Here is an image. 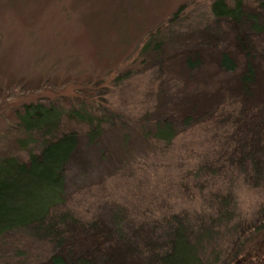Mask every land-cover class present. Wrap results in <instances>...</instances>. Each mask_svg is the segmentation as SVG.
<instances>
[{"label":"rangeland","instance_id":"rangeland-1","mask_svg":"<svg viewBox=\"0 0 264 264\" xmlns=\"http://www.w3.org/2000/svg\"><path fill=\"white\" fill-rule=\"evenodd\" d=\"M210 3L0 0V151L26 154L13 143L22 134L14 125V101H52L66 108L84 96L108 126L154 108L160 93L177 91L186 80L202 102L210 100L203 94L235 80L214 67L208 51L190 80L174 63L171 69L157 56L137 55L148 31L158 26L167 57L199 42L191 34L210 22ZM246 34L253 60L264 66V34ZM221 43L216 40L215 46ZM113 70L121 79H113ZM232 95L219 96L215 110L166 144L136 149L112 136V146H80L68 165L66 199L55 207L78 219L64 224L65 241L94 237L85 244L88 252L98 264H112L119 237L130 242L151 232L160 236L147 244L161 245L166 229L179 221L192 237L203 232L196 251L205 264H229L244 254L251 244L249 223L264 221V102ZM63 116L60 130L88 127ZM54 245L33 230H9L0 236V264H38Z\"/></svg>","mask_w":264,"mask_h":264},{"label":"trees","instance_id":"trees-1","mask_svg":"<svg viewBox=\"0 0 264 264\" xmlns=\"http://www.w3.org/2000/svg\"><path fill=\"white\" fill-rule=\"evenodd\" d=\"M209 5L210 22L191 34V37H200L199 42L179 48L173 54L170 52L172 56L167 57L166 50L160 49L162 39L159 38L161 29L158 26L148 31L137 52L140 58L143 55L157 56L161 65L166 64L171 69L173 63L178 65L183 69V77L189 79L192 77L190 72L201 67L208 51L214 58V67L224 75H232L235 81L218 87L214 93L203 94L204 97L210 96L206 102L201 101L202 96L198 91L194 92L186 80L181 89L166 95L160 93V102L154 108L125 121H113L108 126L100 120L99 113L90 109L91 105L84 96H79L75 104L66 108L52 101L13 102L14 125L22 133L13 139V143L19 149H25L26 154L20 158L13 152L0 151V236L15 228L48 235L55 242V247L38 264H98L88 252L89 247L85 246L94 237L82 238L79 235L73 239V244L66 242L64 224H76L78 219L69 210H55L66 199L68 165L80 146L89 142L112 146V136H116L117 143L124 147L131 144L136 149L150 148L159 142L166 144L181 130L209 115L219 105L218 97L221 95H240L246 103L253 99L264 102V66L255 63L248 50L249 43L244 41L248 32L254 36L264 34V0L253 3L211 0ZM175 14L176 11L173 16ZM216 40L222 41L220 47L215 46ZM116 72L112 71L113 79H121L122 74ZM64 114L85 122L88 127L82 132L60 130ZM35 142L37 148H34ZM170 226L161 245L158 242L147 244L159 235L151 232L144 234L142 240L130 242L119 237L120 251L115 253L118 262L115 260L112 264H205L196 251L203 232L192 237L190 229L182 222L177 221ZM198 228L201 229L200 226ZM121 229L119 226L115 230L117 236L122 233ZM248 230L251 232L248 238L250 248L240 257H232L229 264L236 261L264 264V221L256 218L254 223H249Z\"/></svg>","mask_w":264,"mask_h":264}]
</instances>
